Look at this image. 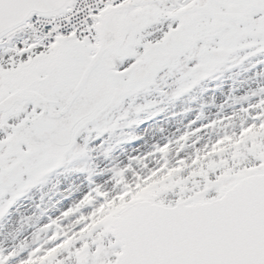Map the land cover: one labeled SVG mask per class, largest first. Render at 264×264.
Wrapping results in <instances>:
<instances>
[{
	"label": "snow or ice",
	"instance_id": "obj_1",
	"mask_svg": "<svg viewBox=\"0 0 264 264\" xmlns=\"http://www.w3.org/2000/svg\"><path fill=\"white\" fill-rule=\"evenodd\" d=\"M0 41V212L67 164L88 181L47 216L43 245L37 233L0 249V264H264V84L239 114L190 122L226 129L190 157L188 132L154 145L163 156L175 143L178 158L136 191L125 169L83 163L110 160L93 134L118 127L123 99L162 71L179 96L238 50L264 51V0H0ZM109 176L115 197L99 183Z\"/></svg>",
	"mask_w": 264,
	"mask_h": 264
},
{
	"label": "rangeland",
	"instance_id": "obj_2",
	"mask_svg": "<svg viewBox=\"0 0 264 264\" xmlns=\"http://www.w3.org/2000/svg\"><path fill=\"white\" fill-rule=\"evenodd\" d=\"M5 58L0 55V60ZM166 71L158 74L155 84L123 99L122 108L128 109L129 114L120 121L118 127L98 137L93 134L95 138L90 144L103 141L108 148L110 160L94 154V161L83 162L94 167L96 172L106 166L125 169L121 180L128 185H134L133 191L140 187L138 181L142 177L148 176L154 169L158 170L165 161L169 166L174 164L178 158L175 143L163 156L147 146L153 148L167 139L175 141L177 137L188 132V140L183 142L187 148L182 149L185 158H188L194 146L212 142L217 135L223 134L226 130L223 127L205 129L201 133H194L192 127L210 120H221L233 113L239 114L242 106L255 99L251 92L258 84H264V51L238 50L233 58L219 65L211 74L179 96L171 94L174 77L165 75ZM163 114L170 115L166 118L168 124L163 126L166 131L154 137L149 142L150 145L146 146L143 142H147V135L138 132L139 128L148 123L144 121ZM238 118V115L234 116L231 123H237ZM192 121L195 123L191 127L189 123ZM223 123L227 125L229 121L224 119ZM142 144L144 148L141 147ZM145 153L152 154L146 156ZM129 156L140 159L129 165ZM78 164V161L73 162L48 172L41 183L24 192L9 209L5 208L6 215L0 212V249L11 251L19 249L21 244L32 247L34 235L37 233L41 245L45 243L50 234L38 230L47 216L55 214L66 201L70 202L79 189L88 183L86 174L76 170ZM99 183L109 197L117 196L122 189V184L110 176ZM119 202H123L122 197ZM66 223L70 225L73 221L65 219L63 225L65 230L70 231L71 228Z\"/></svg>",
	"mask_w": 264,
	"mask_h": 264
},
{
	"label": "bare ground",
	"instance_id": "obj_3",
	"mask_svg": "<svg viewBox=\"0 0 264 264\" xmlns=\"http://www.w3.org/2000/svg\"><path fill=\"white\" fill-rule=\"evenodd\" d=\"M169 116L170 115H168V114H167V116L165 114L160 115V116L156 115L153 117V119H149V120L144 121V122H148V123L144 124L141 129L139 128L138 132L146 133L147 142H143L146 146L150 145L149 142L152 139H154V137L156 138V136L161 135V133L166 131V129L164 131L163 126L165 127V125L168 124V120H166V118L168 119ZM163 118H165L166 121ZM187 119H190V118H187ZM144 144L141 145L142 148H144ZM147 147H148V149L153 151V148H151V146H147ZM184 148H187V146H185ZM66 225H69V224L66 223ZM69 226H71V224Z\"/></svg>",
	"mask_w": 264,
	"mask_h": 264
},
{
	"label": "water",
	"instance_id": "obj_4",
	"mask_svg": "<svg viewBox=\"0 0 264 264\" xmlns=\"http://www.w3.org/2000/svg\"><path fill=\"white\" fill-rule=\"evenodd\" d=\"M58 154H60V153H58Z\"/></svg>",
	"mask_w": 264,
	"mask_h": 264
}]
</instances>
